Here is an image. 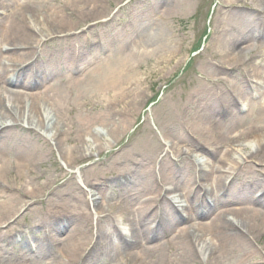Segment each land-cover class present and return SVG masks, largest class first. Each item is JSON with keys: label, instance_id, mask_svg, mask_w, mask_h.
Listing matches in <instances>:
<instances>
[{"label": "rangeland", "instance_id": "1", "mask_svg": "<svg viewBox=\"0 0 264 264\" xmlns=\"http://www.w3.org/2000/svg\"><path fill=\"white\" fill-rule=\"evenodd\" d=\"M124 1L127 0H23L25 4H28L27 11L31 12L27 13L28 16H31L28 18L34 21L27 23L35 26L36 33H43L42 35H45L47 31L56 32L69 27L81 26L83 28L90 21L108 15ZM211 1L131 0L114 15L115 19L120 20L110 24L108 38L117 46L112 47L113 51H110L105 62L107 64L106 72L99 75V71L102 69H96L98 74L79 82L77 89L71 93L70 106H67L63 114L61 113L63 128L67 130L69 137L75 139L72 143L66 138H62L59 143L61 154L67 155L69 148L75 146L84 148L86 154L83 155L86 157L91 154L93 157L86 161L68 164V166L65 164L66 169H63L53 157V154L57 155L55 151L51 156H48L47 149L39 148L36 144L38 151L34 152V156L39 164L31 168L32 171L27 174L28 177L21 180V178H14V174H10L5 180L8 185L15 186L16 189L19 188L17 189L19 192L9 193L12 198V202L9 203L12 205L5 211H0L1 217L14 213L18 202L24 200L22 195L28 193L31 194V198L36 200L24 217L23 225L37 226L38 222H42L44 225L45 222L47 223L44 221V217L52 204L57 202L76 205L78 187L75 181L86 188V183L98 182L99 188L98 191H95V196L99 203L122 202L126 198L123 185L119 181L111 182L112 168L114 166L121 167L128 162H132L130 167L120 172L131 175L132 181L137 187H141L148 178L152 165L155 166L158 176L184 185L188 176L183 180L180 176L181 171L170 170L168 165L156 162L161 145H167L169 150L173 147L177 150L182 145L188 146L189 133L204 128L211 132L213 138L209 141L214 147H217V145H222L229 130L235 127L253 123L264 127V99L260 104L251 108L248 119L239 120L234 116L222 120L224 114L217 116L216 104L219 99H223L224 88L222 84H213L215 83L213 81H217L223 75H221L220 68H215L212 65V63L218 66L219 64L229 65L226 68L238 72L235 79L228 77L230 88L236 95L238 94L237 97L240 84H243L241 75L245 78L249 73L255 76L253 80H257L256 77L261 75L259 67L264 57V0H219L221 7H216L213 15L208 17V4ZM201 4L203 7L200 12ZM232 4H238L239 10L231 9L229 12H225L224 10L230 9L228 5ZM205 6L208 8L204 9ZM235 11H238L237 14ZM229 15L232 17H228ZM194 18L196 21L193 24L191 19ZM227 18H230L229 23L237 25L236 30L225 29ZM146 20H148V25L139 29L140 25H145L144 21ZM257 27H262L263 30L257 32ZM97 29L89 30L88 33L95 37H101L102 40L105 32H100ZM122 29L125 33H118ZM246 29L249 31L243 33ZM206 30L209 33H205ZM132 32L137 33L136 43L125 44L121 41L125 34ZM241 36H243L241 39L243 43L238 47L235 41L239 40ZM195 46L198 54L187 66V61ZM79 47L85 55L89 54L87 57L97 54V61L103 62L100 54L94 48L88 53V47L82 41L79 42ZM235 50L240 51L239 55L236 60L230 62L227 58L233 55ZM61 66L64 64H60L59 56L54 54L52 60L47 64V69L49 72H55ZM253 68L254 72L251 73ZM129 78H138L139 86L122 93ZM107 80L111 89V98L120 95V99L123 100L118 104L113 102L108 111L105 110L102 100L104 82ZM149 105L152 107L148 111ZM230 106L231 103L227 100L225 108H230ZM261 112H263L262 115ZM7 115L11 114L7 113ZM153 123L155 126L151 129L150 125ZM87 125L89 127L96 125L94 128L102 130L99 131L103 134L101 135L102 145L99 143L98 146H94L91 138L88 137H86L88 143L86 145L77 141L78 136L84 132ZM99 125L106 126V132ZM129 128H133V131L127 134L126 131ZM261 133H264V130ZM247 139H239L236 144L253 141L250 145L254 146L253 137ZM109 146H112V152L118 151L114 157H108L110 156L107 149ZM88 148L91 149L90 154ZM250 150L251 148L245 151L249 154ZM261 151L263 152L261 153ZM77 153L75 152L73 156H76ZM96 154L99 156L95 157ZM248 154L241 155V159L247 157ZM263 154L264 146L262 150L254 152L253 158L256 156L257 160H263ZM77 157L79 156L75 158ZM57 166L60 171L56 169ZM251 166L245 167L246 176L244 179L252 181L255 187L250 189L248 185H244L243 180L239 181L235 184L236 187L230 196L218 203L214 217L234 211L230 210L233 206H247L251 208L248 210L250 213L254 210L256 215H264V196L257 201L252 199L253 191L264 183V179L254 174ZM132 167L135 169L132 170ZM223 172L225 176V170ZM26 180L30 182L28 189L21 188L26 184L23 183ZM41 195L43 200L39 201ZM221 210L226 211L222 213ZM109 211L115 214V217L120 221L125 218V213L120 210L109 209ZM199 211L202 212V208ZM261 228L263 230L256 242L264 249V221ZM164 229L168 230L167 227ZM65 234L63 232L56 238L65 242L74 240V243L79 244L80 237L84 236L86 231L83 227L82 231L71 234L69 237H65ZM212 236L209 235V237ZM41 237L40 227L30 228L16 238L0 242V248L4 247L5 251L11 250V252L20 249L34 259L31 260V264H42L35 261L42 259L40 252L48 253L37 241ZM27 241L34 243L35 252L27 250L28 246L24 244ZM227 245H230V242L224 243L220 250H223ZM173 249V246L167 247L163 249L166 250L165 253H159L166 257L163 261H177L176 256L172 254ZM5 251L1 250L3 255H6ZM241 252L239 247H235L233 250L228 249L223 264H238L241 260ZM114 256L113 252H108L101 256V260L109 262ZM255 259H260V256L256 255ZM85 264H91V262L87 261ZM158 264H162V262Z\"/></svg>", "mask_w": 264, "mask_h": 264}, {"label": "bare ground", "instance_id": "2", "mask_svg": "<svg viewBox=\"0 0 264 264\" xmlns=\"http://www.w3.org/2000/svg\"><path fill=\"white\" fill-rule=\"evenodd\" d=\"M1 1V0H0ZM28 8L22 7L20 12H14L13 18L10 21L9 30L5 32L2 37V42L6 48L4 56L6 63H4L3 76L0 77V122L6 120L5 128L0 130V199L4 201H12L11 196H4V193L11 194L18 193L14 186L8 185L5 180L8 179L12 172L19 174V178L29 170L32 163L37 159L34 152L38 151L36 144L39 148L48 147L49 142L57 149L60 157L66 162H77L86 158L85 149L80 147L71 146L67 155H62L59 150V143L62 138L74 143L75 139L67 138V133L64 130L61 113L64 111L67 98L66 93L73 87H76L80 80H87L96 74L95 68L92 65H85L81 72L77 75H72V70L76 69L72 63L73 53L61 54L62 59L69 63V67L58 75L55 82L44 84L41 83L34 91L30 93H20L13 91L8 87L12 82H17L18 76L26 72L29 79L40 72L37 66V61L40 60V54L37 52L34 44L37 47L40 42L45 47H48L54 34L65 31L64 29L57 30L56 32L47 31L46 36H40L43 33H36L35 26L28 23L34 22L30 20L27 13ZM28 22V23H27ZM60 23H62L60 21ZM75 27H69L68 30ZM39 31V30H38ZM60 35V42L72 40L74 34ZM25 57V59H23ZM27 63V64H26ZM18 70L14 76L15 81H11L9 77V70ZM34 69V71H33ZM104 72L107 70V64L103 65ZM254 72V68L251 73ZM222 75L227 78L235 79L238 76L236 70L231 68H222ZM242 76V82L246 88L240 84L239 99L242 100V105L248 100V96L252 93H262L264 99V86L261 83V77L258 75L257 80H253L254 75L247 73L250 86L253 88L251 91L245 78ZM34 79L32 78V81ZM235 84L233 81H231ZM14 85V84H12ZM139 86V85H138ZM23 89L30 90V81L28 80L23 86ZM137 88V85L136 87ZM134 88V89H135ZM104 108L109 110L112 98L110 96V85L108 80L104 82ZM238 95V94H237ZM237 95H234L237 98ZM261 100L254 102L249 101L250 108L260 104ZM5 103L3 104V102ZM123 101V100H120ZM119 102V101H118ZM5 104L8 105V109ZM10 113L11 115H7ZM15 113V114H14ZM263 112H261V115ZM21 125L19 126V124ZM25 125V126H23ZM34 125L40 132H34L30 126ZM105 131L106 126H104ZM205 131V132H204ZM259 129L249 127L245 133L237 137V139L253 137L254 147L247 142L243 145H234L236 140L228 147L221 151L218 156V148L214 147L209 141L212 140L213 135L211 132L204 128H199L198 133L190 135L188 142L190 148L203 155L202 160L193 158V155L187 151L182 152L178 149L181 157H184L185 167L177 166V171H181L183 180L188 176V181L184 185L177 182L173 184L172 181L165 177L158 180L155 176L151 177L144 184V189L139 191L137 185L128 177L122 176L123 189L130 197L128 203L123 211L126 216L124 218V228L122 229L114 216H105V208L95 199L91 201V208L96 211L98 219L94 229L92 230L89 224L90 237L95 239L94 245L87 250L85 243L80 244V247L75 243L58 241V246L61 247L63 255L59 260L66 258L67 261L71 260L77 253L78 261L85 256H97L101 251L110 252L117 244L120 250L116 252L114 259L123 258L126 260L124 264H152L162 262V264H200L203 259L206 264H217L220 259V248L224 243L233 245L235 242L243 244L248 249L251 247V240L249 237L254 235L256 231L260 230L258 226L259 221L254 222L256 214L254 210L250 213V207L233 208L234 211L221 214L214 217L216 214V206L220 201L227 199L231 192L236 187L240 179L238 174H235L233 180L228 184L225 189L224 183L229 177L233 167H240L246 162H241V155L248 154L245 150L251 148V155L254 154V149L264 145V133H257ZM51 133V134H50ZM206 133V134H205ZM205 134V136H204ZM103 134L94 133L87 125L84 132L79 135L78 142L86 145L85 136L92 139L94 146L102 145ZM204 136V138L202 137ZM248 140V139H247ZM80 151V152H79ZM76 156H73L74 153ZM88 152H91L88 149ZM164 159H168L169 154L165 149H162ZM244 157V156H243ZM196 161L198 172L190 171V164ZM125 169V166L123 167ZM117 168H114V172ZM224 170H227V176L224 178ZM233 174V173H232ZM224 178V180H223ZM13 181V180H12ZM195 185V187H194ZM187 186V187H186ZM96 190L94 186L90 187L89 191H81L88 210L89 198L93 196V191ZM223 191L216 198L215 194L218 191ZM173 193L183 205L176 208L173 205V199L166 200L163 198L164 194ZM264 194V191H263ZM198 195L200 199H198ZM89 196V198H87ZM194 199L200 201L198 205H194ZM3 201L0 202V207L3 206ZM5 204V203H4ZM203 209V213H199L200 218H193L194 214L197 215V210ZM244 208V209H243ZM247 209V210H246ZM238 215V216H230ZM214 217V218H213ZM156 221V224H163L170 226V234L166 236L169 238V245L173 246V255H176L177 261L168 262L163 261L166 257L162 255H154L153 253L161 250L164 243L159 247H149L148 233L145 231L148 226ZM234 222V223H233ZM76 226V215L67 211H61L55 214L52 223V234H58L62 231L66 232L68 227L67 237L72 233ZM9 230L8 225L0 227V234H5ZM245 231L246 233H244ZM209 235H213L209 237ZM254 245V244H253ZM78 248V249H77ZM55 262V263H54ZM0 264H25L20 261H8ZM49 264H59L57 261L52 260ZM65 264H74L67 262Z\"/></svg>", "mask_w": 264, "mask_h": 264}]
</instances>
